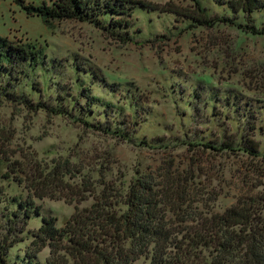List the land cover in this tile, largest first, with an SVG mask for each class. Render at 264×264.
<instances>
[{"label":"rangeland","instance_id":"1","mask_svg":"<svg viewBox=\"0 0 264 264\" xmlns=\"http://www.w3.org/2000/svg\"><path fill=\"white\" fill-rule=\"evenodd\" d=\"M198 1L210 25L192 19L193 0H100L105 30L76 20L48 28L19 0H0V36L46 54L21 80L0 72L1 206L30 194L39 212L9 248L11 262L27 264L42 216L62 227L105 184L115 193L147 177L180 195L185 213L166 210L178 225L264 194V34L238 28L245 17L228 0ZM252 16L264 28V6ZM48 258L47 246L36 254Z\"/></svg>","mask_w":264,"mask_h":264},{"label":"trees","instance_id":"2","mask_svg":"<svg viewBox=\"0 0 264 264\" xmlns=\"http://www.w3.org/2000/svg\"><path fill=\"white\" fill-rule=\"evenodd\" d=\"M99 1L41 0L35 4L19 0L18 5L26 15L38 17L48 28L55 21L76 20L106 30L100 17L106 10L100 8ZM193 1L200 18L192 19L210 25L212 21L200 2ZM133 2L141 5L138 8L149 7L143 1ZM228 3L233 12L241 11L245 17L246 23L237 24L238 28L264 34V28H257L252 16L255 9L264 6V0H228ZM221 21L233 23L228 16ZM123 25L128 24L125 21ZM109 33H116L122 41L129 40L120 32ZM45 61L42 47L12 43L0 36L2 75L21 80ZM41 106L44 107L37 104L38 108ZM181 199L179 195L175 201L168 191H159L147 177L136 178L125 191L115 193L105 184L93 191L88 206H75L62 227H56L54 217L42 216L40 226L31 232L33 246L25 250L26 262L40 264L36 254L47 246L49 258L45 264H134L140 257L149 258V264H264V194H239L221 211L206 215L189 213L186 217L189 222L178 225L169 221L166 210L180 211ZM5 200L0 185V264H16L8 258L9 248L24 239L25 225L39 212L30 194L23 200L12 197L9 202L16 206L14 209L7 204L1 206ZM185 216L179 221H185Z\"/></svg>","mask_w":264,"mask_h":264},{"label":"water","instance_id":"3","mask_svg":"<svg viewBox=\"0 0 264 264\" xmlns=\"http://www.w3.org/2000/svg\"><path fill=\"white\" fill-rule=\"evenodd\" d=\"M16 2H18V0H16Z\"/></svg>","mask_w":264,"mask_h":264}]
</instances>
